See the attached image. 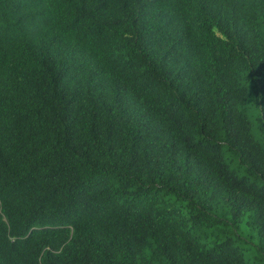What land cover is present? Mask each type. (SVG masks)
<instances>
[{
    "label": "trees",
    "instance_id": "1",
    "mask_svg": "<svg viewBox=\"0 0 264 264\" xmlns=\"http://www.w3.org/2000/svg\"><path fill=\"white\" fill-rule=\"evenodd\" d=\"M0 264H264V0H0Z\"/></svg>",
    "mask_w": 264,
    "mask_h": 264
}]
</instances>
